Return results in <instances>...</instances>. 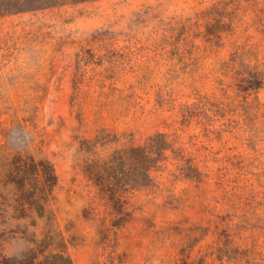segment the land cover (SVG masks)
Listing matches in <instances>:
<instances>
[{
    "label": "rangeland",
    "instance_id": "374dc122",
    "mask_svg": "<svg viewBox=\"0 0 264 264\" xmlns=\"http://www.w3.org/2000/svg\"><path fill=\"white\" fill-rule=\"evenodd\" d=\"M158 133L174 152L115 210L81 143L101 140L106 157ZM9 153L53 163L74 264H264V0H86L0 17V179Z\"/></svg>",
    "mask_w": 264,
    "mask_h": 264
},
{
    "label": "trees",
    "instance_id": "16d2710c",
    "mask_svg": "<svg viewBox=\"0 0 264 264\" xmlns=\"http://www.w3.org/2000/svg\"><path fill=\"white\" fill-rule=\"evenodd\" d=\"M86 0H0V17L31 12ZM102 141L84 140L79 148L85 158V173L115 210L122 209V195L152 182L151 172L161 170L172 145L165 134H155L139 145L122 147L102 156ZM190 177L191 168H184ZM0 179V245L18 242L13 254L0 249V264H74L63 232L51 208L58 183L48 159L7 154ZM120 213V212H118Z\"/></svg>",
    "mask_w": 264,
    "mask_h": 264
}]
</instances>
